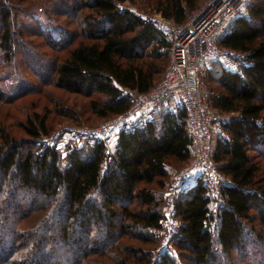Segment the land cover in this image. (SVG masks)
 I'll use <instances>...</instances> for the list:
<instances>
[{
    "label": "trees",
    "instance_id": "obj_1",
    "mask_svg": "<svg viewBox=\"0 0 264 264\" xmlns=\"http://www.w3.org/2000/svg\"><path fill=\"white\" fill-rule=\"evenodd\" d=\"M6 1L0 0V100L10 103L30 83L20 71L5 73L14 46L23 44L13 23L18 8ZM126 1L63 0L66 14H81L78 28L50 41L57 54L44 64L48 83L89 99L91 113L101 120L126 110L130 92H148L171 52L167 35L123 7ZM199 4L156 0L154 10L182 25ZM32 26L25 30L29 35L42 34ZM218 45L243 57L234 70L215 62L207 74L215 83L211 106L230 116L220 123L213 149L227 184L215 216L201 176L177 196V257L162 252L154 258L168 166L182 168L192 157L187 112H154L145 125L120 131L113 151L87 138L91 142L72 149L65 164L55 145L42 141L52 133L46 114L34 113L18 123L19 138L1 125L0 264H53L54 250L69 256L63 264H252L245 245L264 241V0H250L247 15L233 20ZM64 115L77 117L67 107L56 117Z\"/></svg>",
    "mask_w": 264,
    "mask_h": 264
},
{
    "label": "rangeland",
    "instance_id": "obj_2",
    "mask_svg": "<svg viewBox=\"0 0 264 264\" xmlns=\"http://www.w3.org/2000/svg\"><path fill=\"white\" fill-rule=\"evenodd\" d=\"M155 1L156 0H127L122 4V6L130 9L134 13L141 15L143 18L154 22L167 35L172 46L175 36L178 34L181 26H183L185 23H183L182 25H176L170 20L163 19L154 10ZM203 2L204 0H200V4H202ZM249 2L250 0L244 1L243 10L241 15L239 16L247 15ZM6 4L18 8L16 12L15 9L12 11L14 14L13 23L15 30L20 34V36H18V42H21V40L23 39V44L19 43V45L16 44V46H14L15 52L13 55V61L8 65L9 68L5 70V73L12 72L15 74V72L20 71L23 73V77H25L24 79L26 80V83H30V85H28L27 87L22 86L21 88H19L18 91H20L22 88H26V90H23V92L26 93L20 94L19 96L15 97V99L10 103H6L3 100H0V131L1 125L4 124L11 135L19 138L22 136L18 125L20 121H24L34 113H38L40 115L46 114V118L49 120L48 126L52 130V133H50V135L48 136H54L55 147L60 153L62 164H65L67 155L72 149L81 148L86 143L91 142V140H88L83 135H79V133L70 130L77 127H80L82 129L94 127L98 128L106 121V119H98L91 113L88 107L89 99L83 96L68 93L64 90L57 89L53 86V84L48 83L49 79H46L49 70L44 69L45 61H51L57 54L55 50L50 47V41H58V39L62 37V32L65 31V29L77 30V22L80 20L81 14H78L77 16H69L71 14L70 12L66 14L65 11L62 10L64 9L63 0H28L25 3H13V5L7 0ZM198 7L199 6H197V8ZM234 19L235 18L230 19L227 22L225 30L230 28ZM29 25H34L32 26L34 28L38 26V28L42 30V34L32 35L31 33V35H29L25 31L27 30V27H30ZM33 31V29H30V32ZM223 32L224 31H221L220 37H222L224 33L226 34V31L224 33ZM3 58L4 57L0 52V63L3 62ZM241 58L243 57L231 56L223 62L214 61L206 67L203 73L202 81L203 88L207 93V110L215 120L214 123H216L215 128L213 129L214 144L216 143V139L218 138V136H220V123L229 119L230 116L227 114L219 113L211 106L210 99L212 96V91L210 90V87L214 86L215 83L213 82V80H211V77L207 76V74L210 69L215 66L213 65V63L215 62L224 67L227 66L228 62L232 60H239ZM170 60L171 52L168 56L166 68L161 73L157 82H159L164 77ZM25 63H27L28 65L24 66ZM3 91L6 92V94L12 92L7 90ZM130 94L132 100L137 95L133 92H130ZM56 106H59L58 110L56 109ZM62 107H67L74 110L77 114L76 119L72 121L70 118L65 117V115L62 117V119L57 118V112L60 111ZM153 114L154 113H152V116ZM219 117L226 118L223 121H220L221 119H217ZM115 130L116 129H110L108 133L112 134ZM117 137L118 135L115 131L112 134L111 142L108 146L109 151L112 150ZM190 160L182 167L187 165ZM180 168L181 167L168 166L169 177L165 182L163 189L159 192L162 196L161 212L163 213V219L161 221V238H159L158 245L155 249L154 258L156 256L158 257L162 252H168L172 256L177 257V252L174 245V235L177 232L179 221L174 216L175 200L181 192L189 189L196 182V178L191 179L178 191L176 196H174L173 198L170 197V195L168 194L170 184L174 175L180 170ZM170 231L173 232V235L169 239L168 233ZM250 236L254 238L253 234H250ZM97 242H100L99 238ZM244 252H246L248 255L251 253L253 254L254 260L252 261V264H262L261 260L264 257V241L257 245L254 243L245 245ZM50 254H52L53 257V264H63L64 259L66 257H69H64V253L58 250L51 251Z\"/></svg>",
    "mask_w": 264,
    "mask_h": 264
},
{
    "label": "built area",
    "instance_id": "obj_3",
    "mask_svg": "<svg viewBox=\"0 0 264 264\" xmlns=\"http://www.w3.org/2000/svg\"><path fill=\"white\" fill-rule=\"evenodd\" d=\"M244 1L204 0L189 14L187 21L175 36L171 46L170 63L159 82L148 92L137 94L126 110L106 119L98 128L77 127L70 130L91 140L103 141L108 148L115 131L118 135L121 130L141 127L152 119V113L161 109L168 110L175 102L178 109L182 108L187 112L192 157L190 162L174 175L168 194L173 198L191 179L201 176L210 191L213 216L222 206L221 190L226 186L227 178L213 161V129L216 123L207 110V93L203 88L202 77L211 61L223 62L231 56H242L221 48L218 40L227 22L241 15ZM239 61L232 60L225 67L234 70ZM225 118L217 119L223 121ZM110 129L116 130L109 134ZM42 140L45 144L55 145L54 136H46ZM214 225L215 222H212L211 227ZM172 235L173 232L170 231L168 238Z\"/></svg>",
    "mask_w": 264,
    "mask_h": 264
},
{
    "label": "crops",
    "instance_id": "obj_4",
    "mask_svg": "<svg viewBox=\"0 0 264 264\" xmlns=\"http://www.w3.org/2000/svg\"><path fill=\"white\" fill-rule=\"evenodd\" d=\"M225 28H226V27H224L222 31H224V32L226 31V33H227L229 29H226V30H225ZM224 32H223V33H224ZM224 34H225V33H224ZM224 34H223V35H224ZM220 35H221V34H220ZM177 106H178V104H176V103L174 102V103L171 105V107L168 108L167 111H175V110L178 109ZM113 146H114V145H113ZM110 151H113V148H112V150H110Z\"/></svg>",
    "mask_w": 264,
    "mask_h": 264
}]
</instances>
